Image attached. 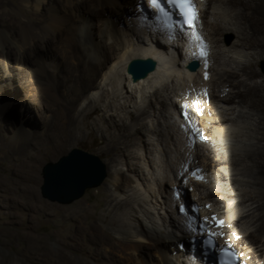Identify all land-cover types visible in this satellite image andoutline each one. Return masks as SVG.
<instances>
[{"label":"bare ground","instance_id":"1","mask_svg":"<svg viewBox=\"0 0 264 264\" xmlns=\"http://www.w3.org/2000/svg\"><path fill=\"white\" fill-rule=\"evenodd\" d=\"M191 1L195 17L188 25L190 31L185 26L157 24L146 8L145 0H17V4H13L15 9H4L0 17V93L3 83L10 86L16 81L19 70L28 68L26 73L29 77L19 82L22 87L20 90L24 93L20 100V124L18 121L14 126L10 124L13 123L12 114L9 115L7 108H11V103H0V155H3L5 163L16 158L15 164L8 165L5 168L7 171L4 169L7 173L0 177V188L6 194L1 196L0 203L3 206L5 201H9L16 210L12 213L13 217L21 218V230H30L28 234L33 236L27 239L25 245H19L23 252H31L38 260L48 264H212L210 259L203 260L200 256L201 244L197 249L196 245L193 250L190 248V238L198 236L194 231L199 232L204 222L206 234L215 237L218 247L226 245L233 248L240 263L256 264L255 260L264 259V241H261L264 217L259 214L260 203L252 201L248 206L244 204L241 208L228 209L224 216L217 214L213 218L208 217L200 206L203 199H195L197 187L201 185L191 184L193 179L187 178L188 172L210 178L208 184L214 183L217 190H210L206 198L220 194L222 187H219V180L212 174L217 166L226 162V156L213 148L208 150L214 157H219L209 164L211 168L208 169L204 162L206 158L202 157L200 150L203 145L199 139L209 134L203 126L210 118L207 104L201 101L199 105L194 104L192 92L187 88L179 90L175 84L165 87L156 85L166 71L177 72L175 74L186 72L196 88L200 86V75H206V79L210 78L206 85L209 100L223 106L237 102V107L254 110L256 113L253 116L256 118L263 117L264 75L255 70L253 65L243 66L242 71L248 80L263 79L261 83H250L238 79L240 76L235 72L215 69L212 67L214 64L211 68L210 64L213 63L212 59L215 60L214 50L219 49L222 42L220 38H215L226 33L237 37L235 43L227 46L228 52L254 50L257 52L251 58L260 60L264 57V0ZM204 1L209 5L208 10L204 9ZM3 6L5 2L0 1V9ZM216 6H220L219 9ZM206 13V22L202 21L204 27L201 28L200 22ZM209 16L212 22L208 20ZM122 20L129 29L120 30ZM96 22L99 26L95 32ZM110 40L111 44L108 43ZM55 51L65 61L69 74L62 80ZM8 56L12 58L10 63ZM133 58L153 60L155 71L133 82L126 72L127 63ZM176 58L180 64L175 65ZM191 62L199 65L194 72L188 70ZM103 69H107V72L99 78ZM111 76L116 78V85H124V97L128 105L126 101L118 108L110 103L105 104L108 113L111 112L109 117L102 114L93 125V130L101 132L102 137L99 142L92 139L90 145L97 146L110 161L107 167L102 163L106 172L108 169L109 182L113 187L97 194V206L101 204L102 208H99L102 211L97 215L95 209L92 210L93 206L86 201L68 209L49 203L41 198L38 191L42 156L52 150L61 151L69 140L84 143L87 136H94L93 131L88 132L87 121L98 107L97 101L88 98V95L102 99L111 87V94L118 97L120 92ZM98 78L101 80L97 83ZM227 87H233L235 92L231 89L232 93H225ZM18 92L19 89L14 87V96ZM148 93H151L153 100L140 108L135 101L137 95L145 100ZM84 98L90 101L75 115L74 111ZM149 104L153 106L150 110ZM121 107L123 110L132 107L135 112L128 111V117L122 116L117 112ZM237 107L223 108L222 116H228V119L218 118L221 126L231 122L232 116H246L243 110L236 111ZM201 115L202 121L199 119ZM259 119L255 129L263 136L264 119ZM31 126L42 130L32 135ZM136 135H150L151 138V141H146V146L138 148L141 150L139 153L132 142ZM7 147L11 153L6 151ZM253 153L255 156L250 157L249 162L256 165L264 159V145ZM21 154H27V157L23 158ZM131 160L139 161L137 167H129ZM121 164L128 167L129 173L142 172L139 185L144 188L143 193L129 185L131 176L122 172ZM205 179L204 182H207ZM188 188H196L192 190L193 199L187 196ZM117 194L123 198H117ZM148 197L158 203L161 214L155 211L151 205L152 199L149 201ZM206 204L210 211H214L211 213H215V207L208 202ZM197 205L200 207L196 214L200 219V227L195 229L190 209ZM50 216L68 219L55 225V241L47 245L39 242L42 235L31 229L35 231L39 224L51 223L47 219ZM27 220L33 222L31 226H27ZM253 220L252 225L258 223L256 235L242 228L239 234L234 231L238 226ZM219 221L226 226L217 230L212 228L216 224L220 225ZM76 222L81 223L80 228L75 225ZM180 228L190 236L179 232ZM78 229L81 230L82 240L77 237ZM110 229L112 233H109ZM230 231H234L236 234L233 236L237 238L229 241L228 237L219 238ZM257 243L261 244L250 246ZM57 247L72 259H67ZM70 249L82 250L85 259L75 256ZM144 252L148 254H142ZM84 260L89 262L84 263ZM0 264L22 263L16 260Z\"/></svg>","mask_w":264,"mask_h":264},{"label":"rangeland","instance_id":"2","mask_svg":"<svg viewBox=\"0 0 264 264\" xmlns=\"http://www.w3.org/2000/svg\"><path fill=\"white\" fill-rule=\"evenodd\" d=\"M0 1L5 2V6H3L0 9V17L4 14V9L6 11H11L12 9H15L13 4H17V0H15V1L14 0H0ZM203 3L206 5L204 9L208 10L207 8L209 7V5H207V3L205 1ZM217 7L218 6H216V8ZM219 7H218V9H219ZM133 10H134V8H133ZM210 11H207V13H211ZM228 12H231V10H229ZM207 13L205 14V17L200 22L201 28L204 27V25H202V24H204V22L202 23V21L206 22V16L208 15ZM110 14H112V13H109L108 15H110ZM3 19H5V17ZM208 20H210L211 22L213 21L210 18V16H209ZM121 22H123L122 24H120V27H119L121 31L126 30V28L129 29L126 26L124 20H122ZM118 25H119V23H117V27H118ZM98 26H99L98 22H96L95 27H94L95 32L98 30V28H97ZM93 34L95 36L97 35V33H94V32H93ZM218 38H220L222 42L219 45L220 48L219 49L217 48L214 50L215 51V60L212 59L213 63L210 64V67L212 66V64H214V66H212V67L215 69H220V70L222 69V70H227L230 72L237 73V75L240 76L238 78L240 80H244V81L246 80L250 83H256V82L261 83L263 81L262 78H257L255 80H248V78L246 76H244V72L242 71V68L245 65L246 66L253 65V66H255V70L261 72L264 75V57L261 58L260 60L251 58L252 55L257 52L254 50L246 51L244 49H239L238 51L228 52V47L231 46L233 43H235V41H237V37L235 34L226 33V34L221 35L220 37L217 36L215 39H218ZM108 43L111 44V40ZM213 46H216V44ZM181 52H183V51H181ZM55 53H56L55 55H56L57 59L59 60V67H61L60 71H61V80H62V77L65 78V76H67V75L69 76V74H67L68 73L67 72L68 70L66 69L67 66H65L66 63L63 60V58L60 57L61 55L56 51H55ZM8 61H9V63L12 62V58L10 56H8ZM174 63H175V65H177L178 63L180 64L178 58H176V60L174 59ZM0 68H2L1 58H0ZM25 70H26V68H23V69L19 70V73H16L17 75L15 74L16 75V81L12 82L10 86L6 85V83H3V85H2L3 88H2V91L0 93V98L4 97V98L0 99L1 104H2V102L6 103L7 101H9L11 103V108L10 109L7 108V109H8L9 115L12 114L11 118H12L13 123H10V124H12L13 126H14V123L15 124L17 123V121H18V124H20L18 118H20V113H21L20 112L21 111V108H20L21 104L20 103L22 101V94H24V93H23V90H20V88L22 89V87H21L19 82H20V79L22 81L28 80V78H29L28 74H27L28 68L26 71ZM105 72H107V69H103L101 71V76L99 78H102V75ZM181 72H180V74H175L177 72L171 73V71H166V73H168L169 75H166V73H165V75H162L161 76L162 79L160 77V79L158 80L156 85L161 86V87L162 86L165 87L166 85L175 84L179 90H183V88L184 89L187 88L189 91L192 92L191 96H192V100L194 101V104L199 105L200 101L207 104L206 106H207L208 113H210V118L206 120V123H204L203 126L205 129H207L209 131V134L204 136L202 138V140L199 139L200 143L203 145L200 147V150H201L202 157L206 158L204 160L206 168L210 169L211 166L209 164H211L212 161L217 160L219 158V157H214L215 156L214 154H211L210 152H208V150H210L211 148H213L216 151H219L218 153L220 155L224 154L226 156V158H225L226 162L223 163L222 165L217 166L213 170V174H212V176L216 177L219 180V187L224 188V190L221 188L219 195L213 196L211 198H206L207 194L210 192V190H217V187H214L215 186V185H213L214 183L208 184L211 181L210 178H207L205 176L200 177V175H198L197 173H195L193 175V173L188 172L189 175L188 176L186 175L187 178L190 180L193 179V181H196L197 183L193 182V181H192L193 183L191 181H189V182H191V184L195 183L194 185H196V184L201 185V186L197 187V190H198L197 194L198 195L196 194L195 195L196 197L194 196L195 199L196 198H198L196 200L203 199V201H201L200 206H201V209H203L202 211L208 217L213 218L217 214L220 217L224 216L228 209H236L237 207L241 208V205H244V204L246 206H248L249 204L252 203V201L253 202L257 201L260 203L261 209L259 210V214L261 216L263 215V217H264V159L259 160L258 161L259 163L257 162L256 165L255 164L252 165V163L249 162L250 157L252 158L255 156V154L253 152L256 149L261 148L264 145V141L261 138V137L264 138V133H262L263 134V136H262L261 133L259 131H256V129H255V125L257 124L258 121H260L259 118L264 119V116L256 118L255 116H253L256 113L254 110H251V109L246 108V107L243 109L241 107H237V105H238L237 102L233 105L223 106L222 104H218L216 102H213L212 100H209V97H208L209 92L206 89V85H207L210 78L206 79V75H200L199 74L202 78L200 77V86H198V88H199L198 89V88L194 87L191 77L189 78L188 74H186V72H184V71H181ZM174 74H175V77L173 76ZM184 74H186L187 76H185ZM177 75H179L180 77L179 76L177 77ZM99 78L96 80V82L97 81L99 82L101 80ZM111 78H112V80L115 81V86L116 87L118 86L117 89L119 90V91L118 90L117 91L120 92V94L122 93L121 94L122 96L120 94H117V95H119L117 97L116 95L111 94V90H110L111 87L110 88L107 87V89L109 88V90H108L109 93H106V95L102 99H97V98H95L97 96H93L91 94L88 95V98L95 99L97 101V107H98V110L96 112H94L91 115L90 119H88V121H87L88 127H89L88 132L93 131L94 136L93 137L87 136L86 142H84V143L80 142V141H79L80 142L79 143L78 141L69 140L65 143V146L61 151L52 150V152L46 153L42 156V162L39 166L40 167L39 168V175L41 177V184L38 188V191H39L40 196H41L40 187L42 185L41 171H42L43 166L48 164V163L57 162L59 160V158L67 155L72 149H79V150L85 151L89 154L95 155L96 157H98V159L101 162H103L106 165V167L109 165L110 161L108 160L106 155L104 153L102 154L99 151L97 146L92 147L90 145V143H91L92 139H97V141L99 142V140L102 137L101 132L93 130V125L102 114H106L107 118L109 117L111 112L108 113V110H106V108H105V104L107 105L108 103H110L113 106L119 107V105L123 106L124 102L126 101L125 103H127V105H128V102H127L126 98L124 97V96H126V94H125L126 90H124V85L120 84V83H117L118 85H116V82H117L116 78H114L112 76H111ZM188 78L190 79L189 82L187 80ZM14 87L15 88L17 87V89H19V91H20L15 96L13 93ZM199 91H201V92H199ZM231 91L235 92L233 87L225 88V93H230ZM197 93H198V95H197ZM2 94H4V95L2 96ZM139 97L140 96L137 95V98L135 101H137V104L140 108L141 107L143 108L146 105V102L148 104L149 101L153 100L151 97V93L150 94L148 93L147 98H145V100H144V98L140 99ZM90 99L84 98L79 103L77 109L74 111V114L77 115L78 112H80L86 106V104L90 101ZM235 100L237 101L238 99H235ZM151 107H153V106H150V104H149V110ZM236 107H237L236 111L243 110L242 113L246 114V116L239 117V118H235L236 116H232L231 122H228L227 124L221 126V122H219V119L223 118V117L228 119V116H222V112H224L223 108L235 109ZM121 108L119 110L117 109L118 110L117 112L120 113L122 116H125V117H128V114H127L128 111L129 112H131V111L135 112V109H133L132 107L127 108L126 110H123V108H122V111H121ZM106 111H107V113H106ZM227 112H231V111L227 110ZM237 114H238V112L235 115H237ZM28 116H30V114H28ZM30 118L33 119V115H31ZM199 119L202 121L203 115H201L199 117ZM26 120H28V119H26ZM36 120H38V117ZM34 122H36V121H34ZM39 126L41 127L42 125L39 124ZM30 129L33 130L31 132L32 135H34L35 133H40L42 130V128H38V127H34V126H31ZM1 135H2V133L0 132V136ZM219 135L221 136V138L219 137ZM222 135H223V139H222ZM146 141L147 142L151 141L150 135L147 137L146 136L144 137L141 135H136V137L133 138L132 142L135 145V147L137 148L136 151H138V153L141 152V150L138 148L142 149V147H144V145L146 146ZM5 149L7 152L11 153V150L8 147ZM130 149H132V148H130ZM34 151L35 150H33V152ZM55 152H56V154H55L56 156L53 154ZM60 152H61V154H60ZM143 154H145V153H143ZM248 154H250L251 156ZM21 155L23 156V158L27 157V154H24V155L21 154ZM2 157H3V155L1 154L0 155V177H3V175L7 173L4 171V169L6 167H8V165L10 167L12 164H15V159H16V158H11V159H9L10 161L8 160V162L5 163ZM129 163H130L129 167L130 166L137 167V164H139V161L138 160H131V161H129ZM119 166L122 169V172H124L126 175L131 176V181H130L129 185H131V187H136L135 189H137L138 191L140 190L141 192L140 191L139 192L143 193L144 188L141 185H139V183L141 184V181H142V180H140L142 178V172L139 173V172H136L135 170H133V171H135V173H129L128 167L124 166L123 164H121ZM258 171H259V173H258ZM194 176H197V177L194 178ZM9 177L10 176H7V178H9ZM109 177H110V174H109L108 169H107L106 178L104 179V181L102 182L101 185H99L98 187L87 189L81 198L73 201L70 204L63 205V204H59L57 202H51V201L43 198L42 196H41V198L48 201L49 203L54 204V205H57L60 207H65V209L66 208L67 209L72 208L77 203H80L81 201H86L93 206L92 210L94 208L95 209L94 211L98 215L101 213L100 210L102 211V209H101L102 206H101V204H99L97 206V204H98L97 202L99 201V197L97 196V194L101 190L107 189L108 187L113 188L111 185L112 183L110 184V182H109ZM255 177H258V178H255ZM204 178H206L205 180L207 182H204V180H203ZM116 183H117V181L115 182V184ZM195 189L196 188H194V189L188 188L187 196H189L190 199H193L194 191H192V190H195ZM0 192H1L0 193V200H1L2 199L1 196H6V194H3L4 192H3L2 188H0ZM8 196H10V195H8ZM121 196H122L121 194H117V198L122 199L123 196L122 197ZM148 199L150 201L152 198L148 197ZM152 200H151V205H153L155 207V211L158 212L159 211V207L157 205L158 203H156L154 201V199H152ZM179 200H180V196H179ZM217 201H219V203ZM207 202L210 206L212 205L213 208L215 207L214 208L216 210L215 213H211L214 211L213 210L210 211L208 205L206 204ZM5 203L6 204H4L3 206H2V203H0V262L1 263H5V262L12 263L16 260H19L22 264H48V263L41 262L40 260H38L33 253L23 252V250H21V248H20L21 246L19 247V245H23V244L25 245L27 239L33 238V236L28 234V232H30V230H21V227H20L21 218L13 217L12 213L16 212V210H14L12 208L11 203L9 201H5ZM227 205H228V208H227ZM99 207H101V208H99ZM197 209L198 210L200 209V207L198 205H197ZM201 215H202V213H201ZM257 218H258V216L255 219H257ZM47 219L52 221V222L49 224H44V223L39 224L38 223L39 224L38 228L35 229V231H34V229H31V231H33L34 233H38V234L42 235V237L44 239L43 238L38 239L39 242L42 241L41 243L51 245L55 241L54 231L57 228L55 225L59 224L60 221H62V220H67L68 218H64L62 216H59V217L58 216H50ZM80 220L83 221L84 219H80ZM254 220L251 223L243 224L242 226H238V228H236V230H234V231L239 234V232L242 231L241 230V228H242L243 231H244V229H246L245 231H247V233H253L256 235L257 234L256 231L258 229V223L255 225H252ZM32 223L33 222H31V220H27V226H31ZM212 223H214V222H212ZM75 225L79 228L81 227V223L78 224L76 222ZM225 226H226V224H222V225L216 224V226H213L212 228L217 230L218 228H224ZM80 231H81L80 229L77 230V237L79 240H82L83 238H82V234ZM111 231L112 230L110 229L109 233H112ZM234 231L233 232L232 231L226 232L223 235V237L220 234L219 235L221 237L219 235L218 236L220 239H222V238L225 239L228 237L227 240L229 241L230 239L237 238L236 236L235 237L233 236L236 234ZM261 241H264V234L261 236ZM259 244H261V243H257L256 245L254 244V245H250V246L256 247V246H259ZM57 248L60 252H62L67 257V259L68 258L72 259V257H69L67 255V253L64 252L60 247H57ZM172 249H175V247H172ZM70 250H72L70 252L72 254H74L75 256L82 258V259H85V255H84L82 250H80V249L77 251L73 250V249H70ZM246 253L248 254L249 252L246 251ZM142 254H148V253L144 252ZM87 262H89V261L84 260V263H87ZM255 262H256V264H263L264 259L263 258L257 259V260H255Z\"/></svg>","mask_w":264,"mask_h":264},{"label":"water","instance_id":"3","mask_svg":"<svg viewBox=\"0 0 264 264\" xmlns=\"http://www.w3.org/2000/svg\"><path fill=\"white\" fill-rule=\"evenodd\" d=\"M198 67L197 62H191L188 70L194 72ZM155 69V62L148 58H133L126 66L133 82L146 78ZM41 175V196L65 205L81 198L87 189L101 185L106 178V170L95 155L72 149L57 162L44 165Z\"/></svg>","mask_w":264,"mask_h":264},{"label":"snow or ice","instance_id":"4","mask_svg":"<svg viewBox=\"0 0 264 264\" xmlns=\"http://www.w3.org/2000/svg\"><path fill=\"white\" fill-rule=\"evenodd\" d=\"M151 2L154 6H159L158 0H151ZM172 2L177 3L184 14L189 15L191 18H194V11L191 0H172ZM201 54L203 55L204 53L202 52ZM218 223L220 225L223 224L222 221H219Z\"/></svg>","mask_w":264,"mask_h":264}]
</instances>
